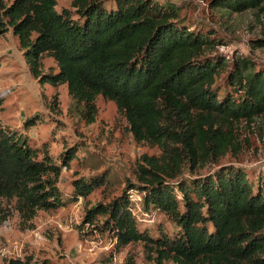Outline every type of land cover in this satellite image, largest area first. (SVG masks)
<instances>
[{
    "label": "trees",
    "instance_id": "obj_1",
    "mask_svg": "<svg viewBox=\"0 0 264 264\" xmlns=\"http://www.w3.org/2000/svg\"><path fill=\"white\" fill-rule=\"evenodd\" d=\"M211 1L231 13L264 12V0ZM57 5L0 0V35L12 29L42 84L68 86L71 111L79 110L88 125L96 121L102 96L116 104L138 144L160 151L140 157L138 183L126 180L120 196L86 207L83 226L109 233L116 251L142 243L155 264H264V174L256 184L235 166L196 176L242 151L240 125L264 116V74L242 58L229 66L215 53L209 33L155 0H72L73 11L62 12ZM45 56L54 60L55 71L42 73ZM80 144L58 160L45 148L40 159L41 152L0 120V218L12 201L16 211L33 218L120 180L106 173L79 179L66 198L58 186L63 168L78 152L92 156ZM133 193L141 195L143 212L165 217L177 232L159 227L153 236L142 230ZM126 264L137 263L130 256Z\"/></svg>",
    "mask_w": 264,
    "mask_h": 264
},
{
    "label": "rangeland",
    "instance_id": "obj_2",
    "mask_svg": "<svg viewBox=\"0 0 264 264\" xmlns=\"http://www.w3.org/2000/svg\"><path fill=\"white\" fill-rule=\"evenodd\" d=\"M6 5L15 0H2ZM161 6L178 10L192 26L209 33L216 40L215 53L229 66L233 59L242 58L256 72L264 74V12L249 10L237 14L217 9L211 0H155ZM57 11H73L72 0H57ZM56 70L51 57L45 56L42 73ZM222 85L224 81L220 82ZM71 98L67 85L58 87L42 84L30 72L25 52L12 29L0 35V120L9 130L26 138L30 146L42 152L48 148L58 160L59 156L79 142L86 144L91 157L77 153L70 168H63L58 186L66 198L74 193V182L88 181L94 176H117L111 187L99 189L86 199L68 203L52 211H38L31 218L15 209L12 201L5 218H0V264L18 259L32 264H126L133 257L137 264H155L145 254L142 243H135L116 251L115 242L107 232L93 226H83L86 207L109 203L120 196L128 180L138 183L135 169L143 154L158 155L157 148L138 144L129 131L127 121L119 114L116 104L104 97L97 99L98 115L88 125L80 111L70 109ZM28 121L35 122L26 127ZM242 151L229 154L216 166H207L196 176L214 173L217 169L235 166L243 169L251 182L257 183L264 174V116L253 123L243 122L239 127ZM80 144V145H82ZM96 161L99 168H94ZM112 173V175H111ZM185 179L189 176L185 175ZM254 189L256 186L254 185ZM141 195L133 193L134 212L139 226L151 235H158L161 227L174 234L177 228L161 215H144L136 210ZM103 221L101 220L100 223ZM111 259V261H109ZM109 261V262H108ZM105 263V264H106Z\"/></svg>",
    "mask_w": 264,
    "mask_h": 264
},
{
    "label": "built area",
    "instance_id": "obj_3",
    "mask_svg": "<svg viewBox=\"0 0 264 264\" xmlns=\"http://www.w3.org/2000/svg\"><path fill=\"white\" fill-rule=\"evenodd\" d=\"M140 201H141V198H140ZM136 210H137L138 212H140V213H143L144 215L150 216L149 213H146V212H143V211H142L139 202H138V205H137ZM133 213H134V215H136V216L138 215L137 212H134V211H133ZM137 218H138V216H137Z\"/></svg>",
    "mask_w": 264,
    "mask_h": 264
},
{
    "label": "clouds",
    "instance_id": "obj_4",
    "mask_svg": "<svg viewBox=\"0 0 264 264\" xmlns=\"http://www.w3.org/2000/svg\"><path fill=\"white\" fill-rule=\"evenodd\" d=\"M139 204H140V202H139ZM137 217V216H136Z\"/></svg>",
    "mask_w": 264,
    "mask_h": 264
}]
</instances>
